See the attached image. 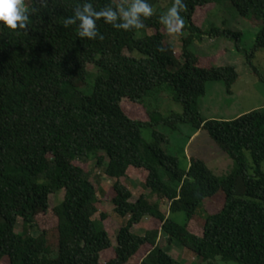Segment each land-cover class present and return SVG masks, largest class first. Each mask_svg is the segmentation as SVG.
<instances>
[{
	"label": "trees",
	"instance_id": "trees-1",
	"mask_svg": "<svg viewBox=\"0 0 264 264\" xmlns=\"http://www.w3.org/2000/svg\"><path fill=\"white\" fill-rule=\"evenodd\" d=\"M168 1L169 10L152 12L160 0L128 8L119 0H24L12 10L11 0H0L9 8L0 15V264H180L168 253L175 244L196 264H264V107L233 120L203 119L207 84L222 82L230 92L239 75L233 66L204 67L190 51L203 37L228 38L250 62L264 50V0H226L239 17L260 24L249 53L240 33L204 31L194 22L197 10L223 0ZM173 25L180 56L165 42ZM162 88L182 113L151 111ZM125 100L144 108L148 120L131 119ZM161 125L171 132L190 126L189 140L207 132L233 169L218 177L196 157L182 169ZM146 129L150 143L142 138ZM90 163L101 173L97 184L114 181L108 197L126 220L115 246L100 211L102 190L83 168ZM128 178L144 190L135 201L122 182ZM60 192L62 202L50 208ZM218 195L222 209L194 230L198 211ZM177 213L185 225L170 218ZM48 214L52 231L38 222ZM145 218L150 226L135 234ZM19 220L28 234L16 232Z\"/></svg>",
	"mask_w": 264,
	"mask_h": 264
},
{
	"label": "rangeland",
	"instance_id": "rangeland-1",
	"mask_svg": "<svg viewBox=\"0 0 264 264\" xmlns=\"http://www.w3.org/2000/svg\"><path fill=\"white\" fill-rule=\"evenodd\" d=\"M118 1V0H117ZM125 8L131 6L136 0H119ZM29 3V2H27ZM164 8L169 10L170 4L168 0H160L153 8ZM8 7L0 8V15L6 13ZM14 8H11V10ZM169 13V11H168ZM170 14V13H169ZM129 18V12L124 15ZM194 22L197 26L202 27L204 31L214 28L229 29L233 32L240 33V46L248 53L253 49L256 35L259 32L260 24L253 23L250 20L239 17L235 9L226 0L221 1L216 7L208 6L196 11ZM176 26L173 25L171 29L165 31V42L171 44L174 48L176 56H180L182 44L180 36L176 32ZM142 34H151L150 31L142 32ZM141 33L138 35L140 36ZM236 43L228 38L211 39L203 37L195 41L190 51L200 60L204 67H235L239 78L228 92L226 86L222 82L208 83L206 87V94L199 102L200 115L205 120H233L238 118L242 113L248 111L258 110L264 107V50H259L254 58H250V62L242 52H238L235 48ZM86 87L85 90H89ZM162 94L156 96L155 100L149 101L151 104V111L158 112L162 118L169 117L172 113H182L181 106L173 101L172 93L162 88ZM122 108L125 113L134 120L147 121L148 116L144 108L138 105L131 104L127 100L122 103ZM253 110V111H254ZM157 130L170 140L168 151L175 155L180 162V167L185 169L191 157H196L203 160L208 169L218 177L226 176L234 167L231 158L227 153L222 151L219 146L209 137L207 132L201 130L189 140L194 132L190 126L181 125L177 131L171 132L164 126H159ZM142 138L144 143H150L152 140L151 130L146 129L142 131ZM248 160L250 162L249 155ZM264 171V164H263ZM83 168L89 173L91 181L97 188L102 190L99 192L100 211L107 213L109 218L104 222L105 229L113 244L116 245V236L119 228L126 220L119 219L113 212V206L109 200V191L114 181L100 180L97 184V177L101 176L99 170L90 163ZM122 182L133 193V200H137L144 192L140 180L135 178L123 179ZM64 193L60 192L52 196L49 200L50 208H54L62 202ZM161 205V210L166 216H169L168 207ZM224 205V196L218 195L211 199L198 211L197 219L191 224L194 230L200 228L209 215L219 212ZM173 221L179 225H185L186 216L182 213L171 215ZM94 219H99L97 214ZM39 226L48 230H53L56 223L51 214L44 215L39 218ZM151 221L145 218L144 221L137 227L133 228V232L137 235L143 236L146 229L150 226ZM195 226V227H194ZM16 232L19 234H28L25 230L22 220L18 221ZM33 235H36L35 233ZM168 253L180 264H196L194 256L185 251L179 244H175L168 249ZM220 262V261H218ZM3 264H8L4 262ZM220 264H237L225 263Z\"/></svg>",
	"mask_w": 264,
	"mask_h": 264
},
{
	"label": "built area",
	"instance_id": "built-area-1",
	"mask_svg": "<svg viewBox=\"0 0 264 264\" xmlns=\"http://www.w3.org/2000/svg\"><path fill=\"white\" fill-rule=\"evenodd\" d=\"M24 0H11V7L16 9Z\"/></svg>",
	"mask_w": 264,
	"mask_h": 264
},
{
	"label": "crops",
	"instance_id": "crops-1",
	"mask_svg": "<svg viewBox=\"0 0 264 264\" xmlns=\"http://www.w3.org/2000/svg\"><path fill=\"white\" fill-rule=\"evenodd\" d=\"M253 110H254V109H252V111H253ZM248 112H249V111H248ZM243 114H245V113H242V114H240L239 116H241V115H243ZM235 119H236V118H235ZM196 135H197V133L194 134L193 137L196 136ZM193 137H192V138H193ZM192 138H191V139H192ZM191 139H190V140H191ZM160 208H161V205H160ZM163 213H164V212H163ZM173 246H174V245H173ZM170 248H172V246H171ZM170 248H169V249H170ZM185 251H186V250H185ZM169 255H170V254H169ZM194 260H195V258H194Z\"/></svg>",
	"mask_w": 264,
	"mask_h": 264
}]
</instances>
